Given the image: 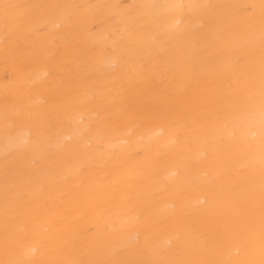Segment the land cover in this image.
Here are the masks:
<instances>
[{
  "label": "bare ground",
  "instance_id": "bare-ground-1",
  "mask_svg": "<svg viewBox=\"0 0 264 264\" xmlns=\"http://www.w3.org/2000/svg\"><path fill=\"white\" fill-rule=\"evenodd\" d=\"M0 264H264V0H0Z\"/></svg>",
  "mask_w": 264,
  "mask_h": 264
}]
</instances>
